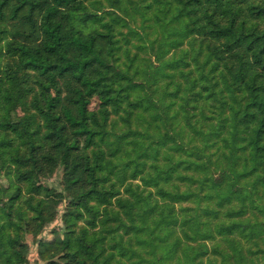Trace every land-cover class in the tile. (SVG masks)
Segmentation results:
<instances>
[{
	"label": "trees",
	"instance_id": "16d2710c",
	"mask_svg": "<svg viewBox=\"0 0 264 264\" xmlns=\"http://www.w3.org/2000/svg\"><path fill=\"white\" fill-rule=\"evenodd\" d=\"M1 171L0 264H264V0H0Z\"/></svg>",
	"mask_w": 264,
	"mask_h": 264
},
{
	"label": "rangeland",
	"instance_id": "374dc122",
	"mask_svg": "<svg viewBox=\"0 0 264 264\" xmlns=\"http://www.w3.org/2000/svg\"><path fill=\"white\" fill-rule=\"evenodd\" d=\"M133 52L135 53L137 50L135 48L132 47ZM142 59V62L144 64H148V63H152L155 62V64H157V58H155V56H151L150 54L146 53V52H140ZM163 82L160 83V90L163 86ZM154 86L156 84H153ZM99 107V100L97 98H94L92 101V104L90 105L91 109H98ZM34 110L30 108V102L26 101L24 103H22L19 108H18V112L20 115H25V114H31ZM111 121L112 123H114V126H110V128L112 129V131L117 132V133H122L123 131H125V129L127 128V124L124 122V120L122 118H120L119 114L117 115H112L111 117ZM146 123L144 122V119H142L141 117L139 118H135L134 122H133V127L139 128V129H144L146 127ZM114 138V137H112ZM161 154H160V158L165 156V149L164 147H162L161 150ZM154 160L152 158H150L148 160V166L146 168L145 171V175H147L148 170L150 169V165ZM63 171L62 170H58L52 177L50 178H40L38 181V184H41L44 188L45 187H51V186H57L59 191H66L65 190V186L62 183L63 181ZM0 181H2L3 185L5 186H9L10 185V180L9 178L5 175V171H1L0 174ZM131 182V180L127 179L126 183ZM133 184L135 186L140 185L142 189H147V190H153L155 191V187L150 186V185H146L144 183L143 180H141L140 177H138L137 179L132 180ZM183 186V184H182ZM122 192L124 191V187L121 188ZM67 193V192H65ZM42 194H44V191L42 192ZM71 203L70 198L69 197H65L63 199V201L57 206V211L55 213V218L49 222L48 224H46V226L44 227V229L39 233V234H33L31 232H26L23 235V242L27 243L29 246V252L27 254V258L24 264H49L48 260H44L41 257L40 254V242L41 240H52L55 239L57 237H62L64 240H67L68 238V230L64 224L63 221V214L65 213L67 206ZM188 205V203H178L176 204V209L178 211L181 212V206H185ZM4 209V205H0V213H2ZM80 226L81 225H86L85 224V220L79 221ZM188 241L187 239L184 238L183 240ZM183 242V243H184ZM190 243L197 245L199 241H189ZM211 241H209V245L211 247Z\"/></svg>",
	"mask_w": 264,
	"mask_h": 264
}]
</instances>
